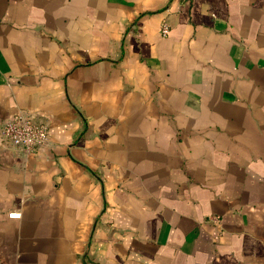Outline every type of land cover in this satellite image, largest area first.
<instances>
[{
  "label": "crops",
  "instance_id": "1",
  "mask_svg": "<svg viewBox=\"0 0 264 264\" xmlns=\"http://www.w3.org/2000/svg\"><path fill=\"white\" fill-rule=\"evenodd\" d=\"M17 113L0 264H264V0H0Z\"/></svg>",
  "mask_w": 264,
  "mask_h": 264
},
{
  "label": "built area",
  "instance_id": "2",
  "mask_svg": "<svg viewBox=\"0 0 264 264\" xmlns=\"http://www.w3.org/2000/svg\"><path fill=\"white\" fill-rule=\"evenodd\" d=\"M168 31L167 24L162 21L160 34ZM47 139L46 123L41 119H35L30 114L17 113L5 117L0 122V141L17 146L24 152L36 150ZM211 221L217 220L215 215H208Z\"/></svg>",
  "mask_w": 264,
  "mask_h": 264
}]
</instances>
